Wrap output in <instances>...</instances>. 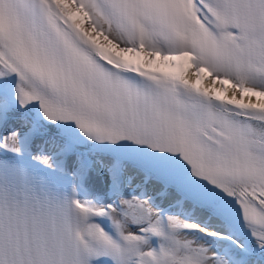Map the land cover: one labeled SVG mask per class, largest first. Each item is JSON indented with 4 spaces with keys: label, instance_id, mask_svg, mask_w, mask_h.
Here are the masks:
<instances>
[{
    "label": "snow or ice",
    "instance_id": "snow-or-ice-1",
    "mask_svg": "<svg viewBox=\"0 0 264 264\" xmlns=\"http://www.w3.org/2000/svg\"><path fill=\"white\" fill-rule=\"evenodd\" d=\"M0 264H264V0H0Z\"/></svg>",
    "mask_w": 264,
    "mask_h": 264
},
{
    "label": "bare ground",
    "instance_id": "bare-ground-1",
    "mask_svg": "<svg viewBox=\"0 0 264 264\" xmlns=\"http://www.w3.org/2000/svg\"><path fill=\"white\" fill-rule=\"evenodd\" d=\"M202 86L203 87H212L213 85H211L210 82L207 79H205L204 81H202ZM215 87L219 88L220 86H219V84H216Z\"/></svg>",
    "mask_w": 264,
    "mask_h": 264
}]
</instances>
